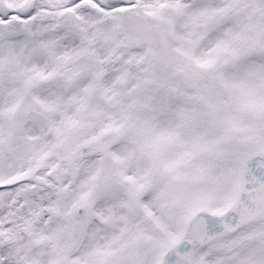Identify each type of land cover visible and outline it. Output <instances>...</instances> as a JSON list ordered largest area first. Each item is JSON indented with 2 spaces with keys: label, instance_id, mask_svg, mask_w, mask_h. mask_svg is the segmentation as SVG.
Returning <instances> with one entry per match:
<instances>
[{
  "label": "snow or ice",
  "instance_id": "6c2138e0",
  "mask_svg": "<svg viewBox=\"0 0 264 264\" xmlns=\"http://www.w3.org/2000/svg\"><path fill=\"white\" fill-rule=\"evenodd\" d=\"M0 264H264V0H0Z\"/></svg>",
  "mask_w": 264,
  "mask_h": 264
}]
</instances>
